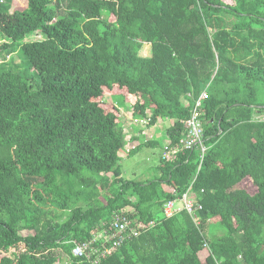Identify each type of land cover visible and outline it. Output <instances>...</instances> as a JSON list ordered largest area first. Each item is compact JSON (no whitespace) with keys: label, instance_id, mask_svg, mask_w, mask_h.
<instances>
[{"label":"trees","instance_id":"trees-1","mask_svg":"<svg viewBox=\"0 0 264 264\" xmlns=\"http://www.w3.org/2000/svg\"><path fill=\"white\" fill-rule=\"evenodd\" d=\"M12 2L0 0V264H93L72 247L115 212L141 230L98 264H264V0ZM204 89L201 156L179 145ZM107 95L149 125L172 120L154 178L122 177ZM189 187L200 226L163 213Z\"/></svg>","mask_w":264,"mask_h":264},{"label":"built area","instance_id":"built-area-1","mask_svg":"<svg viewBox=\"0 0 264 264\" xmlns=\"http://www.w3.org/2000/svg\"><path fill=\"white\" fill-rule=\"evenodd\" d=\"M206 96L207 92L204 89L195 99L190 115L184 122L186 134L180 140L179 145L182 149H192L197 147L201 152V156L206 150V145L203 143V127L200 118L202 100L205 99ZM141 119H143V121H140L144 123H148L149 121L148 117H142ZM256 119L264 120V113L257 115ZM136 121H138V118ZM167 145L168 142L163 146V158H168L170 156V152L167 150ZM189 189L190 187L180 197L165 202L163 213L165 216L169 217L180 210H185L191 216L194 223L200 226L201 221L198 213L202 209V205L195 197L188 195ZM177 201L181 202V205L178 207L176 206ZM152 223L153 221L149 224L152 225ZM140 230L141 228L132 225L130 219L124 214L115 212L112 215L110 222L107 225H103L97 234L88 240L76 242L71 251L74 256L85 257L93 264H98L101 256L113 253L124 241L133 236H137ZM203 246L208 248V242L206 239L203 242Z\"/></svg>","mask_w":264,"mask_h":264},{"label":"rangeland","instance_id":"rangeland-1","mask_svg":"<svg viewBox=\"0 0 264 264\" xmlns=\"http://www.w3.org/2000/svg\"><path fill=\"white\" fill-rule=\"evenodd\" d=\"M25 3H26L25 0H13L11 10L23 9L26 5ZM36 37L40 38L41 36L39 34H35L31 36V38H36ZM2 38L3 36L0 32V41L2 40ZM145 48H148V47L146 46ZM12 56L14 58H12ZM12 56H7L6 60L8 61V60H11L12 58L14 63L19 64L20 57L18 56V54L15 53ZM105 100L113 102L119 107L123 122L130 121L128 125L133 124L135 126H137L136 124H138L137 128L139 127L140 128L136 130V133H137L136 137L138 138V141H139L137 144L143 143L144 141H150V140L162 141L163 138L164 140L167 139L168 141V136L165 134V130H166V127L172 122L171 119H162L161 122L159 119L157 121L158 125H156V123L149 125L148 123L141 122L143 121V119H141L140 117L138 118V121H136L137 118L133 116L131 106L129 105V103L122 101V98L120 96L107 95L105 96ZM146 113L149 114L150 111L147 110ZM143 118H146V117H143ZM126 128L130 129L129 126ZM132 131H129V132H132ZM125 134H126V131H125ZM128 135L130 134L126 135V142L123 147V151L121 152L122 159L119 162L121 171H122V174H121L122 177L124 179H136V180H142V181L146 179L154 178L158 173L157 165L159 163V158L161 154L163 153V147L161 146V144H156V143L143 144L138 149H136L132 154L128 155L127 152L131 150L132 147H134L136 144L135 142L133 143L129 141L130 137ZM102 200L105 201L104 198ZM180 205H181V202L177 201L176 206L178 207ZM127 209L128 208H126L125 210ZM214 227L215 225L212 228L213 230H214ZM217 229L219 228L217 227ZM22 233L27 234L29 233V231L24 230L22 231ZM204 234H206L205 231H204ZM61 255L63 254L61 253ZM62 257H65V256H62ZM66 260L67 259H64L62 261L65 262Z\"/></svg>","mask_w":264,"mask_h":264},{"label":"crops","instance_id":"crops-1","mask_svg":"<svg viewBox=\"0 0 264 264\" xmlns=\"http://www.w3.org/2000/svg\"><path fill=\"white\" fill-rule=\"evenodd\" d=\"M143 55H149L148 48L145 49V50H143ZM128 118H129V117H128ZM161 120H162V119H160V122H161ZM122 122H123V121H122ZM160 122H158V123H160ZM128 123H130V121H128V122H127V121H124V122H123V128L125 127V128H124V131H126V135H127V134H130V135H128V136L130 137V138H129V141H130V142H133V143L135 142V143L137 144L139 141H138V138L136 137V134H137V133H136V130L139 129L140 127L137 128V127H138V124H136L137 126H135V125H133V124H129V125H128ZM156 125H158L157 122H156ZM128 126L130 127V129H129V128H126V127H128ZM132 130H133V131H132ZM129 131H132V132H129ZM165 142H167V139L164 140V138H163L162 141H161V143H162V147L164 146V143H165ZM136 144H135V146H136ZM132 148H133V147H132Z\"/></svg>","mask_w":264,"mask_h":264}]
</instances>
